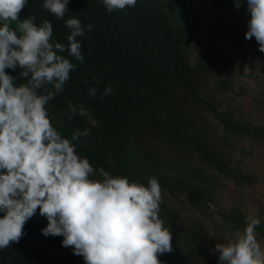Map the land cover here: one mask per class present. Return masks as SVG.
<instances>
[{"label": "trees", "instance_id": "trees-1", "mask_svg": "<svg viewBox=\"0 0 264 264\" xmlns=\"http://www.w3.org/2000/svg\"><path fill=\"white\" fill-rule=\"evenodd\" d=\"M43 2L28 0L20 20L30 15L37 25L49 20L52 40L65 45L69 16L79 19L85 32L78 37L83 63L62 53L76 69L64 92L46 105L52 124L67 138L91 130L80 137L78 152L94 168L145 185L154 176L162 194L186 196L201 212L216 207L218 221L208 238L203 229L160 206L172 234V251L158 256L162 264H218L215 245L234 239L250 214L261 219L256 232L264 247V123L254 124L221 102L219 97L233 90L238 61L220 44L196 40L197 0H137L135 7L112 13L99 0H69V11L59 20ZM241 6L246 12V0ZM247 42L260 54L264 71V53L254 37ZM6 71L19 76L20 69ZM108 86L114 91L101 101ZM89 87L99 89L95 98ZM69 102L90 109L92 120L68 119ZM47 224L37 209L19 243L0 250V264H85L71 247L62 246V236L42 235Z\"/></svg>", "mask_w": 264, "mask_h": 264}, {"label": "clouds", "instance_id": "clouds-1", "mask_svg": "<svg viewBox=\"0 0 264 264\" xmlns=\"http://www.w3.org/2000/svg\"><path fill=\"white\" fill-rule=\"evenodd\" d=\"M108 13L135 7L137 0H99ZM242 0H234L237 9ZM28 0H0V250L19 243L24 226L39 210L48 224L45 237L62 236L85 264H162L158 256L172 251V234L160 217L162 188L156 177L147 185L126 176L94 168L78 152L81 136L65 137L51 122L46 105L64 92L76 65L83 63L84 26L75 16L65 20L68 44L52 40L53 25L34 15L19 14ZM69 0H44L43 9L64 19ZM250 13L245 39L253 37L264 53V0H246ZM16 22V28L11 24ZM90 31L92 25L86 26ZM20 69L19 76L6 70ZM25 82L16 84L14 81ZM97 84L99 81L96 82ZM114 89L106 87L102 101ZM95 98L97 87H89ZM68 119L79 115L91 121L90 109L67 104ZM234 239L217 243L218 264H264V247L257 240L261 219L245 217Z\"/></svg>", "mask_w": 264, "mask_h": 264}, {"label": "rangeland", "instance_id": "rangeland-1", "mask_svg": "<svg viewBox=\"0 0 264 264\" xmlns=\"http://www.w3.org/2000/svg\"><path fill=\"white\" fill-rule=\"evenodd\" d=\"M198 16L196 40L198 42L213 41L222 46L238 61L233 70V90L219 97L224 107L243 114L254 124L264 123V71L261 69L262 58L252 50L245 33L249 15L242 6L237 9L234 4L197 0ZM249 17V18H248ZM247 144V143H246ZM243 145V144H242ZM248 145V144H247ZM241 144H238L240 148ZM260 154V148H256ZM264 154V149H262ZM210 174L216 173L208 170ZM163 207L178 213L182 220L198 229H203L208 238L212 235L211 226L218 221L217 210L201 212L186 196L177 197L168 193L162 194ZM208 230H210L208 232Z\"/></svg>", "mask_w": 264, "mask_h": 264}]
</instances>
